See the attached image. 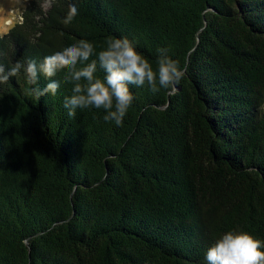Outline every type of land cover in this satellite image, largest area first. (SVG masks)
Returning <instances> with one entry per match:
<instances>
[{
    "label": "trees",
    "instance_id": "obj_1",
    "mask_svg": "<svg viewBox=\"0 0 264 264\" xmlns=\"http://www.w3.org/2000/svg\"><path fill=\"white\" fill-rule=\"evenodd\" d=\"M25 7L0 38L5 67L127 37L154 69L165 48L186 72L175 91L130 85L122 126L94 107L67 115V69L38 100L23 70L0 84V264H206L226 231L264 242V0Z\"/></svg>",
    "mask_w": 264,
    "mask_h": 264
},
{
    "label": "clouds",
    "instance_id": "obj_2",
    "mask_svg": "<svg viewBox=\"0 0 264 264\" xmlns=\"http://www.w3.org/2000/svg\"><path fill=\"white\" fill-rule=\"evenodd\" d=\"M26 0H3L0 2V38L7 35L12 27L11 14L23 23V10ZM50 6V0H48ZM78 15L75 4H69L62 23L69 25ZM156 68L136 50L133 41L127 37H109L106 47L98 53L94 45L80 39L40 62L28 58L15 61L11 67L0 64V84L9 82L10 77H17L23 70L26 82L31 85L30 94L37 100L48 94L55 96L60 88V81L52 79L63 69L68 70L65 77L73 83L72 94L65 97L63 106L70 118L75 117L77 109L94 107L103 109V119L114 121L122 126L129 107L133 103V94L129 86L147 85L152 93L161 89L175 91L177 84L184 77L186 68L168 55L165 48L157 49ZM95 54L96 59H90ZM79 65V66H78ZM98 71L103 76L97 75ZM48 82L39 86L40 76ZM264 242L243 230H229L221 234L206 249V264H264Z\"/></svg>",
    "mask_w": 264,
    "mask_h": 264
},
{
    "label": "rangeland",
    "instance_id": "obj_3",
    "mask_svg": "<svg viewBox=\"0 0 264 264\" xmlns=\"http://www.w3.org/2000/svg\"><path fill=\"white\" fill-rule=\"evenodd\" d=\"M0 2H3V0H0ZM26 3H27V0H26ZM26 5V4H25ZM7 19H10L12 20V24L14 21H16L17 19H19L18 17H14L12 16L11 14L7 17ZM0 23H3V22H0Z\"/></svg>",
    "mask_w": 264,
    "mask_h": 264
}]
</instances>
